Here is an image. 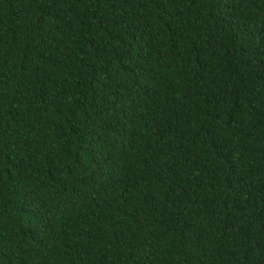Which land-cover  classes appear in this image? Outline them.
Segmentation results:
<instances>
[{"label": "trees", "instance_id": "1", "mask_svg": "<svg viewBox=\"0 0 264 264\" xmlns=\"http://www.w3.org/2000/svg\"><path fill=\"white\" fill-rule=\"evenodd\" d=\"M0 264H264V0H0Z\"/></svg>", "mask_w": 264, "mask_h": 264}]
</instances>
